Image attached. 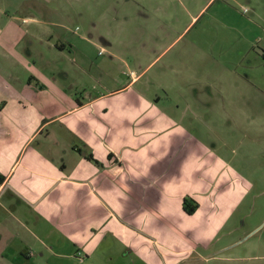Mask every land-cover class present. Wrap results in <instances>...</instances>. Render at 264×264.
<instances>
[{
  "label": "crops",
  "instance_id": "1",
  "mask_svg": "<svg viewBox=\"0 0 264 264\" xmlns=\"http://www.w3.org/2000/svg\"><path fill=\"white\" fill-rule=\"evenodd\" d=\"M215 1L195 0L187 26ZM114 2L122 16L92 23L101 21L104 31L87 30V16L64 13L61 0H36L38 16L0 19L9 63L0 65V263L107 264L134 256L142 264H264L262 237L248 236L250 218L229 223L255 183L193 126L199 92L180 108L170 91L181 93L182 84L149 73L172 44L163 25L183 21L185 0ZM184 52L208 71L223 65L201 40L186 42ZM164 62L192 78L171 68L175 59ZM226 62L221 70L249 66L242 56ZM185 196L198 203L191 214Z\"/></svg>",
  "mask_w": 264,
  "mask_h": 264
},
{
  "label": "rangeland",
  "instance_id": "2",
  "mask_svg": "<svg viewBox=\"0 0 264 264\" xmlns=\"http://www.w3.org/2000/svg\"><path fill=\"white\" fill-rule=\"evenodd\" d=\"M35 1L0 0V19L6 18L8 15L19 17L38 16L37 11L34 9ZM114 1L61 0V5H63V8L66 7L64 13L70 10L75 17L79 14L87 16L88 22L85 28L96 32L98 30L104 31V28L100 21L94 24L97 25L95 29L92 24L95 20H101L105 17L109 19L119 18L124 14V8L120 4L116 5L117 3ZM195 3V0H185V18H183V21H179L180 18H178L170 23H164L163 29L167 34H170L166 40V45L172 44L155 61L156 63L152 64L149 73L163 72V76L166 77L164 82L167 84L176 82L182 84L181 93L170 91L173 100L180 99V108L185 107V104L189 102L192 98V92H199L200 101L194 105L197 107L199 116L194 121L193 126H197L201 132H204L203 139L209 144H213L218 153L230 158L232 164L255 183L254 189L241 207L239 217L235 216L229 223L243 224L248 217L252 227H254L253 229H257L264 222V64L261 56L264 51V0H257V6L252 5L251 0H216L213 4H208L205 7V10L208 9L202 16L199 14L187 26L189 23L187 9L192 10ZM173 8L172 6L171 9ZM176 10H179V6ZM213 11H217V16L209 17L208 15H211ZM225 11H228V13H225ZM60 13L63 12H55L57 17L61 16ZM136 24L142 26L139 19H136ZM32 27L33 25H29L27 28ZM183 28V33L176 39L177 34ZM223 32L229 38L222 37L220 34ZM192 39L203 41L204 47L209 46L213 50L212 55L215 63L217 64L220 61L223 62V65L220 68L212 66L213 70L208 71V66L204 65L203 62L199 64L192 63L191 56L186 52L180 55L185 43ZM38 43L43 46V42ZM44 47L47 52H51V48ZM234 53L237 58L242 56V59L248 61L249 66L245 67V62H237L236 65L238 66L234 67L233 70H221L226 68V59L235 58ZM170 57L177 61V64H171V68L188 71L189 74L186 75L192 78L184 79L183 74L176 75L170 69L167 70L165 66L169 65H164V61ZM209 62L211 61L209 60ZM6 64L9 63L0 51V65ZM200 74H205L206 78L201 80ZM191 79L197 85L196 87L185 84L186 81ZM160 88L157 87V89ZM158 93L164 99L168 98L164 89L158 90ZM185 112L189 114L188 109ZM244 218L245 220H242ZM262 226L255 232L253 239L262 237L264 241V224ZM223 239H221L220 244L224 242ZM116 250L118 251L116 255H119L121 245ZM198 250L201 251V249ZM243 254L244 252H241L240 256ZM189 259L192 261L200 260L197 256ZM131 263L142 264L134 256H118L117 259L107 264ZM185 264L193 263L189 261ZM207 264L224 263L223 261H211ZM233 264L241 263L234 262Z\"/></svg>",
  "mask_w": 264,
  "mask_h": 264
},
{
  "label": "trees",
  "instance_id": "3",
  "mask_svg": "<svg viewBox=\"0 0 264 264\" xmlns=\"http://www.w3.org/2000/svg\"><path fill=\"white\" fill-rule=\"evenodd\" d=\"M88 158L91 160H94L96 162V160L92 158L91 154H88ZM182 205H183L184 211L188 214L193 213L198 207V203L194 199H192L188 196L187 197L185 196L183 198V204Z\"/></svg>",
  "mask_w": 264,
  "mask_h": 264
},
{
  "label": "water",
  "instance_id": "4",
  "mask_svg": "<svg viewBox=\"0 0 264 264\" xmlns=\"http://www.w3.org/2000/svg\"><path fill=\"white\" fill-rule=\"evenodd\" d=\"M263 224H264V222H263ZM263 224H261L257 229H254L253 231H251L249 234H248V236H250V235H252L253 233H255ZM247 236V237H248Z\"/></svg>",
  "mask_w": 264,
  "mask_h": 264
}]
</instances>
